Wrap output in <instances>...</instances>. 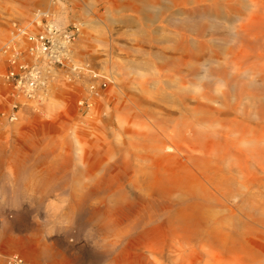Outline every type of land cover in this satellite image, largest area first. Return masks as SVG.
<instances>
[{
    "label": "bare ground",
    "instance_id": "6f19581e",
    "mask_svg": "<svg viewBox=\"0 0 264 264\" xmlns=\"http://www.w3.org/2000/svg\"><path fill=\"white\" fill-rule=\"evenodd\" d=\"M23 1L36 6L31 20L36 14L67 27L82 19L76 0ZM85 5L81 10L93 17L73 23L80 36L85 27L98 33L104 25L95 7ZM106 9L105 73L75 59L77 41L66 44L72 57L62 64L38 44L34 53L23 43L0 52L10 71H41L36 80L46 87L30 102L46 105L33 110L61 123L56 129L65 136L18 151L27 142L0 143L1 156L16 150L0 160V203L11 194L22 207L19 215L9 205L3 217L0 260L264 264V0H108ZM13 17V0H0L1 50L14 40ZM118 26L137 47L119 42ZM120 49L124 62L115 59ZM73 77L102 97L100 123L109 142H83L74 118L63 119L62 105L47 101L56 84ZM14 96L28 100L19 90ZM15 117L3 127L12 134L24 121L22 109ZM36 202H48L47 230L16 234L15 225L32 226L26 218ZM58 229L69 231V239L80 231L85 238L62 247L58 236L49 239Z\"/></svg>",
    "mask_w": 264,
    "mask_h": 264
},
{
    "label": "rangeland",
    "instance_id": "374dc122",
    "mask_svg": "<svg viewBox=\"0 0 264 264\" xmlns=\"http://www.w3.org/2000/svg\"><path fill=\"white\" fill-rule=\"evenodd\" d=\"M57 1V0H55ZM85 4H90V7L94 6V13H99V15L103 19L104 25H102L100 29H98V33H96V30L94 31L92 28H83L82 35L76 40V55L75 59H77L80 64L88 65L90 69H98L100 72H106L104 71L105 68V60H108V57H105V50L107 49V28L106 24L108 23L107 21V7H108V0L99 2L97 0H76V6H77V11L80 13L79 15L82 16V19L79 20L77 18L71 19V22H68V25H72L73 23H82V22H91L92 13L84 12L81 9H85ZM13 6H14V17L11 21V32H13L15 28V24L22 22L23 21H31V15L35 12L36 6L33 1H28L24 2L23 0H13ZM89 13V15H87ZM78 20V21H77ZM4 22V21H2ZM5 31V28H3ZM117 30H119V35L118 39L120 43H130L134 41V38L132 36H123L124 32L128 31L127 28H121V26L117 27ZM4 34H6L4 32ZM11 34V33H10ZM13 36V35H12ZM81 38L84 39L81 41ZM99 41L100 43H98ZM132 44L137 47V43ZM121 49L123 47H120ZM5 49V48H4ZM0 49V52L4 51ZM118 50L115 55V59L118 62H124L127 59L126 56V51L123 50ZM96 60L97 62V68L94 66V61ZM104 67V68H103ZM11 70L9 63L7 60L4 58L2 61H0V143L1 142H10V139L12 140V134L10 128H3L6 123H13L11 122L10 118L13 115V113L18 112L21 110V108H31L34 109V107H39L41 109H44L46 105H43V107L33 105L31 104L30 100L28 99L27 102L19 100L14 96V93H16L15 87L10 84L9 82L6 81V76ZM79 71V70H77ZM81 77L75 78L73 77V81H67V79L62 80L58 84H56V88L54 91L49 94V97L47 99L51 100L52 103L54 104H61V112L62 113V118L70 117L74 118L72 125L75 126L77 129L78 135L82 138L83 142H96L98 140H101L103 142H109L110 140L106 138L102 134V127L103 124L102 122L100 123V118L103 119L105 117L104 114V109L103 107H100L101 103L98 104V102H103L102 97L95 96L86 89V84H84L83 81L80 80ZM109 85L107 88L104 90H108ZM17 95V94H16ZM97 102H95V101ZM83 103V104H81ZM92 103V104H91ZM88 104L94 105L92 108L89 107ZM18 105V109L15 110V106ZM36 110V109H35ZM34 110V111H35ZM43 111V110H41ZM38 111V112H41ZM104 115V116H103ZM46 117V116H45ZM48 119V124L54 126L55 128L59 125H62L61 123L58 124L56 122V119ZM3 128V129H2ZM58 130V129H57ZM60 133V135H59ZM64 133L61 131H57V135L59 136V141L64 142V137L62 136ZM57 136V137H58ZM62 136V137H61ZM12 142V141H11ZM30 142H27L26 147H17L16 150H27L29 149L27 145ZM15 149H12L11 151L9 150L6 156H1L0 155V160H4V163L7 160V157L11 156V153L16 151ZM3 157V158H2ZM2 161H0V165H2ZM4 165V164H3ZM30 166V163H28ZM1 172V169H0ZM17 173V172H15ZM25 173V172H24ZM27 173V172H26ZM1 175V173H0ZM18 175V174H17ZM4 186L2 185V181L0 180V188ZM2 190V189H0ZM4 190V189H3ZM48 190L56 192L57 194L63 190L62 187H53L49 188ZM8 198L7 204L5 202L0 203V234L3 233L4 230V219L3 217L6 215V212L8 211L9 205L13 204L12 201L15 200V196L13 195H7ZM52 201V197L50 199ZM11 202V203H10ZM20 205V206H18ZM18 205L13 204L10 206L13 209L19 208V215L22 214L20 213L21 210V203L19 202ZM48 206V202H36L33 207L34 210H31L28 214V217L26 218V221L28 222L27 224L32 223V226H30L27 229H19L18 226H14V232L18 235H26L28 233H38L40 231H45L47 230V226L45 224L46 217L44 216L45 208ZM42 207V208H41ZM41 208V209H40ZM44 208V209H43ZM9 212V211H8ZM25 220V219H24ZM23 220V221H24ZM36 224V225H33ZM18 229V230H17ZM21 231V232H20ZM65 230H55L52 234L49 235V239L53 241L55 237L60 238V245L66 246L67 242L74 241V245L78 244L81 240H84L85 238V233L80 231L79 233H76L77 239H69L68 237L70 236V232H64ZM39 261V262H38ZM44 261L41 260H32L34 263H40L42 264ZM48 262V261H47ZM49 263V262H48ZM0 264H6L5 263V258H2L0 260ZM81 264H96V263H81Z\"/></svg>",
    "mask_w": 264,
    "mask_h": 264
},
{
    "label": "built area",
    "instance_id": "2783aa9c",
    "mask_svg": "<svg viewBox=\"0 0 264 264\" xmlns=\"http://www.w3.org/2000/svg\"><path fill=\"white\" fill-rule=\"evenodd\" d=\"M31 21L32 23L27 29L19 24H15L14 33L12 34L14 40L7 49H4L5 54H7L11 48H20V45L23 43L25 44L23 48L26 47L27 51L29 50L31 53L35 52V44H38L44 53H51L50 59L56 64H62L63 61L69 60L72 57V54H68L67 52L68 48L66 44H71L79 38L81 30L78 25L72 24L67 27H60L53 20L45 16L38 17L36 14ZM20 55L15 57L17 61H19L18 58ZM22 56H24V54H22ZM16 60L10 63L14 66L16 65ZM32 69L33 68H28V66H23L21 67L23 75L15 73L12 70L9 71L6 77L7 82L12 84L16 90H19L23 94H27L28 99H35L37 94L34 96V93L36 91L38 93L39 89L46 87V85L42 84V81L36 80L37 77H42L41 71L39 70V76H34L31 74ZM16 109H18V105L15 106V110ZM15 115H17V112H14L11 116L10 120L12 122L16 118Z\"/></svg>",
    "mask_w": 264,
    "mask_h": 264
},
{
    "label": "crops",
    "instance_id": "0c3cea01",
    "mask_svg": "<svg viewBox=\"0 0 264 264\" xmlns=\"http://www.w3.org/2000/svg\"><path fill=\"white\" fill-rule=\"evenodd\" d=\"M24 121L12 134V142H60L57 129L48 124L44 114L33 109L21 108ZM58 136V137H57Z\"/></svg>",
    "mask_w": 264,
    "mask_h": 264
}]
</instances>
